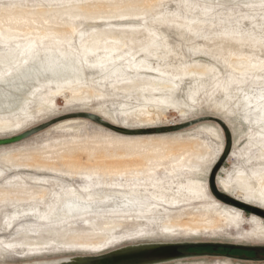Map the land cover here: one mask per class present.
Wrapping results in <instances>:
<instances>
[{
	"label": "rangeland",
	"instance_id": "rangeland-1",
	"mask_svg": "<svg viewBox=\"0 0 264 264\" xmlns=\"http://www.w3.org/2000/svg\"><path fill=\"white\" fill-rule=\"evenodd\" d=\"M54 104L47 106V97ZM0 264L182 240L264 245V0H0ZM14 124V125H13ZM159 264H264L249 249ZM229 256L263 258L242 260Z\"/></svg>",
	"mask_w": 264,
	"mask_h": 264
},
{
	"label": "water",
	"instance_id": "water-1",
	"mask_svg": "<svg viewBox=\"0 0 264 264\" xmlns=\"http://www.w3.org/2000/svg\"><path fill=\"white\" fill-rule=\"evenodd\" d=\"M75 117L86 118L94 123H97L105 128H108L114 132L122 134H143L153 131L155 133L163 131H178L186 129L196 123L204 121H215L223 130L224 133V149L220 155L217 165L218 166L222 161H224L230 153L232 147V134L226 123L215 116L204 115L197 117L195 119L186 121L184 123H179L177 125L159 127V128H150V129H125L110 123L109 121L103 119L102 117L93 114V113H75L72 114ZM57 119L47 121L41 124H38L34 127H31L22 133H19L12 137L0 138V146L7 145L14 142H19L25 138L32 136L33 134L47 128L53 122H56ZM210 191L216 197L221 198L224 196V193L219 191L215 185L214 175H210ZM241 207V210H251L252 207L243 203L241 201L237 202ZM261 211V210H260ZM212 247L216 250L218 247H227V248H240V249H250V250H260L264 252V245H252V244H230V243H220V242H202V241H190L182 240L175 242H149V243H139L132 245H125L116 249H112L102 254L98 255H71V256H59L53 258L45 259H34L30 261H24L20 264H159L164 262L173 261L176 259L191 258L196 256H215L213 253L206 252H191L188 251L191 248L196 247ZM227 255V254H226ZM237 259H263V258H248L245 256H232Z\"/></svg>",
	"mask_w": 264,
	"mask_h": 264
},
{
	"label": "bare ground",
	"instance_id": "bare-ground-1",
	"mask_svg": "<svg viewBox=\"0 0 264 264\" xmlns=\"http://www.w3.org/2000/svg\"><path fill=\"white\" fill-rule=\"evenodd\" d=\"M53 96H54V94H52V97L50 96V97H47V106L49 107V106H51V105H53L54 104V98H53ZM75 113H84L83 111H80V112H74V113H68V114H65V115H62V116H59V117H55V118H53V119H50V120H48V121H51V120H55V119H57L56 120V122H58V121H62V120H66V119H71V118H81V117H75V116H72V114H75ZM87 113H91V112H87ZM93 114H95V113H93ZM97 115V114H96ZM99 116V115H98ZM202 116H204V115H202ZM216 117V116H215ZM218 118H220V117H218ZM86 119V118H85ZM104 119V118H103ZM220 119H222V118H220ZM106 120V119H105ZM192 120V119H191ZM223 120V119H222ZM108 121V120H107ZM224 121V120H223ZM45 122H47V121H45ZM56 122H53L52 124H54V123H56ZM110 122V121H109ZM186 122V121H185ZM225 122V121H224ZM44 123V122H43ZM111 123V122H110ZM182 123H184V122H182ZM226 123V122H225ZM41 124V123H40ZM51 124V125H52ZM97 124V123H96ZM113 124V123H112ZM179 124V123H178ZM197 124V123H196ZM14 125V124H13ZM99 125V124H98ZM114 125H116V124H114ZM175 125H177V124H175ZM226 125L228 126V124L226 123ZM10 126H12V124L10 123V122H4V123H2V124H0V129H3V128H8V127H10ZM101 126V125H100ZM118 126V125H117ZM168 126H172V125H168ZM49 127V126H48ZM103 127V126H102ZM119 127H122V126H119ZM163 127H167V126H163ZM105 128V127H104ZM122 128H125V129H131V128H126V127H122ZM157 128H159V127H157ZM229 128V127H228ZM106 129H108V128H106ZM230 129V128H229ZM44 130V129H43ZM110 130V129H109ZM222 130V129H221ZM42 131V130H41ZM112 131V130H111ZM178 131H180V130H178ZM40 132V131H39ZM114 132V131H113ZM164 132H177V131H164ZM231 132V131H230ZM38 133V132H37ZM117 133V132H116ZM36 134V133H35ZM119 134H122V133H119ZM232 134V133H231ZM34 135V134H33ZM122 135H137V134H122ZM15 136V135H14ZM5 138H7V137H5ZM29 138V137H28ZM26 139V138H25ZM24 140V139H23ZM14 143H16V142H14ZM12 144V143H11ZM232 144H233V139H232ZM7 145H9V144H7ZM224 145H225V141H224ZM1 146H4V145H1ZM223 149H224V146H223ZM223 149H222V151H221V154H222V152H223ZM231 150H232V147H231ZM231 150H230V152H231ZM220 154V155H221ZM229 155H230V153H229ZM228 155V156H229ZM228 156H227V158H228ZM226 158V159H227ZM215 185H216V182H215ZM216 187H217V189L219 190V191H221L219 188H218V186L216 185ZM222 192V191H221ZM212 193V192H211ZM222 193H224V192H222ZM216 199H218V200H220L221 202H223V203H225V204H227V205H231L232 207H235V208H237V209H239V210H241V207L238 205V203L237 202H239V201H241V202H243V203H246L245 201H243L242 199H238V198H234V197H231L230 195H228V194H226V193H224V196H222L221 198H219V197H216L215 195H213ZM247 205H250L249 203H246ZM251 207H252V209L251 210H249V211H247V210H244V211H247V212H249V213H251V214H254V215H256V216H262V217H264V210L263 209H261V208H259V207H256V206H254V205H250ZM261 210V211H260ZM242 211V210H241ZM244 211H242V212H244ZM132 245V244H131ZM231 249V248H227V247H221L220 249ZM212 250L213 251H215L213 248H212ZM188 251H190V250H188ZM204 256H206V255H204ZM196 257H200V256H196ZM226 257H228V258H232L231 256H229V255H226ZM246 257V256H245ZM249 258V257H248ZM242 260H251V259H245V258H242Z\"/></svg>",
	"mask_w": 264,
	"mask_h": 264
},
{
	"label": "flooded vegetation",
	"instance_id": "flooded-vegetation-1",
	"mask_svg": "<svg viewBox=\"0 0 264 264\" xmlns=\"http://www.w3.org/2000/svg\"><path fill=\"white\" fill-rule=\"evenodd\" d=\"M244 213H249V212H247V211H244ZM210 249L212 250V247H210ZM250 250V249H249ZM251 251H253L254 253H256L257 255H261L262 256V254L264 253L263 251H260V250H251ZM262 253V254H261ZM262 257H264V254H263V256Z\"/></svg>",
	"mask_w": 264,
	"mask_h": 264
}]
</instances>
